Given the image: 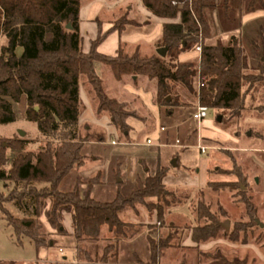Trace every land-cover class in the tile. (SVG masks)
<instances>
[{"label":"rangeland","instance_id":"374dc122","mask_svg":"<svg viewBox=\"0 0 264 264\" xmlns=\"http://www.w3.org/2000/svg\"><path fill=\"white\" fill-rule=\"evenodd\" d=\"M248 1L232 0L225 11L222 0H214V11L206 9L212 27L206 42L215 44L220 39L227 44L231 36L237 37L247 57L245 72L264 77V69L258 68L259 61L264 68V0L251 8ZM3 43L5 38L1 37L0 45ZM191 50L181 58L188 57L197 68L200 52L193 54ZM79 79L85 83L82 76ZM105 82L111 95L124 98L119 89L110 87L108 79ZM136 85L144 90L143 106L137 100L129 105L136 112L130 113L137 118L129 120L133 129L125 135L128 128L124 132L116 128L110 131L102 125L109 116L98 117L95 98L79 81L80 114L89 121L78 122V132L90 140L82 145V163L71 168L58 188L69 190L82 178L79 188L83 195L84 180L100 171V182L92 187L90 196L111 200L141 185L146 175L144 168L154 167L158 159L168 167L164 181L166 193L170 192V205L164 207L162 219L159 221L153 208L156 198L145 197L143 202L136 201L133 207L126 206L119 213V218L129 223L123 233L102 226L96 240L77 241L68 213H63L61 232L47 223L42 212L37 231L45 242L36 247L25 236L18 241L12 228L0 218V264H88L89 260L100 261L102 256L106 257L104 264H149L147 233L155 240L169 239L156 264H223V260L231 264H264V228L255 223V219L264 222V109L260 108L264 103V78L253 87H242L246 91L240 116L207 108L206 116L200 119L192 116L198 103V73L192 80V90L174 84L171 95L176 96L177 105L167 112L152 101L148 80L139 79ZM25 108V96L21 95L13 103L16 121L0 124L5 171L13 157L26 151L35 155L46 141L36 124L26 120ZM98 120L101 125L95 126ZM124 135L128 144L122 142ZM12 139H25L27 144L22 150L7 147ZM200 146L205 150L201 151ZM174 159L176 166L171 164ZM137 167L136 178L127 179L126 175L131 177ZM208 180L221 181L224 186L213 190L207 186ZM8 208L14 217L23 215L12 202ZM210 218L219 223L227 220L228 230L220 226L216 236L193 242V229L209 224Z\"/></svg>","mask_w":264,"mask_h":264},{"label":"trees","instance_id":"16d2710c","mask_svg":"<svg viewBox=\"0 0 264 264\" xmlns=\"http://www.w3.org/2000/svg\"><path fill=\"white\" fill-rule=\"evenodd\" d=\"M231 1L222 0L223 10H228ZM141 2L157 17H179V22L162 25L159 46L167 49L163 57L157 53L146 56L138 52L129 54L122 48H118L115 55H105L97 51L104 38L100 32L91 41L89 51L83 52L79 36L80 0H0V38H5V43L0 45V124L16 121L13 103L24 95L25 118L36 124L46 140L35 155L26 151L13 157L6 171L5 148L0 143V218L12 228L18 241L25 236L36 247L44 244L37 231V219L42 212L47 223L61 232L64 231L61 229L63 213H68L72 235L80 241L96 240L102 226L123 233L129 223L122 221L119 213L126 206L133 207L136 201L143 202L145 197L156 198L153 208L159 221L164 207L170 205V192L166 193L163 183L168 167L158 159L153 174L144 168L146 175L141 185L126 195L117 194L111 200L101 201L90 196L92 187L100 182V171L84 180L86 189L83 195L79 188L82 178L77 179L69 190L58 188L71 168L82 163V145L90 140L78 132L80 76L96 100V110L106 112L110 122L121 132L128 128L125 120L131 113L123 102L105 93L94 70L95 61L107 65L116 78L144 75L155 80L154 100L165 112L177 105L176 96L171 95L174 84L192 90V80L197 73L198 104L220 109L231 117L240 116L244 107L246 90L242 87L246 84L253 87L263 81V76L245 72L247 57L237 37L231 36L227 44L219 40L211 45L205 43L211 34L205 10L215 8L214 0ZM262 2L249 0L248 7ZM125 22L117 23L114 30L119 31ZM67 24L70 28L66 27ZM197 45L201 48L197 68L192 61L178 59L181 53L195 49ZM258 64L259 69H264L261 61ZM260 108L264 109V103ZM26 144L25 139H12L7 147L22 150ZM206 184L213 190L224 186L221 181L214 180H208ZM10 202L23 214L20 218L9 211ZM208 212L206 210L205 214ZM220 226L211 219L209 224L193 229L191 240L197 243L212 238ZM166 239L155 240L150 233L146 234L149 264L157 263L162 250L168 246ZM105 260L106 257L102 256L100 261L89 260L88 264H104ZM223 264L231 263L223 260Z\"/></svg>","mask_w":264,"mask_h":264},{"label":"crops","instance_id":"0c3cea01","mask_svg":"<svg viewBox=\"0 0 264 264\" xmlns=\"http://www.w3.org/2000/svg\"><path fill=\"white\" fill-rule=\"evenodd\" d=\"M211 11L214 10L211 9ZM205 13L209 21V16L206 10ZM124 20L126 22L120 27V30L119 31L116 29L114 30V26L117 23L123 22ZM165 22H179V17L177 16L176 18L173 19L157 17L153 15L151 12H149L143 6L141 0H80V8H79L80 48L83 52H88L91 47V41L94 40L97 34L100 32L101 34H104V38L97 46V51H99L100 53H103L105 55H115L117 49L122 48L126 53L129 54L133 52H138L142 56L151 55L157 53L156 49L160 47L158 46V44L161 39L162 25ZM210 30L212 34L211 24H210ZM217 40H215V42ZM206 41L207 38L205 39L206 44L208 45L214 44V43H207ZM183 53H181L178 56V59L180 61L189 60L188 57L181 58V55ZM192 53L197 54L196 51H192ZM93 66L96 74L102 81L105 93L109 97L114 98L120 102H123L128 111L136 113L129 106L135 104L136 100L143 106L141 102H143L142 96L144 90L141 88L140 85L139 86L136 85V82L139 79L148 80V84L151 85L150 86L151 99L152 101H154L153 97L155 95V89H156L155 80L149 79L148 77L143 75H137V76L123 75L120 78H116L113 72L111 71V69L102 62L95 61L93 63ZM105 79H108L110 87L114 86L116 91L120 90V92L124 94V98L111 95L107 90ZM79 81H80V85L83 86L84 90L88 93L85 84L82 82L81 79H79ZM196 107H197V103H196ZM96 114L98 115V117L100 116L104 117V115L106 116L108 115L106 112H98L97 110H96ZM132 118L136 119L137 118L136 114L134 115L130 114L125 120L128 126V130L126 131L125 135H129L132 132L131 129H133V127L129 123V120ZM82 119H86V118L81 117L80 114L78 122L80 123ZM98 125H101L100 120H98L97 124H95V126ZM102 125H107L110 128V131H113L115 128L113 127L114 125L110 122V118L102 122ZM92 126H94V124H92ZM125 135L122 138L123 140L122 142L124 144H128L129 143L127 140L128 137H125ZM127 167L129 166L127 165ZM149 167L150 166H148V173L153 174L156 169V162L154 164V167L152 168ZM138 170H139L138 167L135 168L132 176L129 177V175H126V178L127 179L136 178ZM163 183L166 184L164 179H163ZM69 219H70V215H69Z\"/></svg>","mask_w":264,"mask_h":264},{"label":"water","instance_id":"95a60500","mask_svg":"<svg viewBox=\"0 0 264 264\" xmlns=\"http://www.w3.org/2000/svg\"><path fill=\"white\" fill-rule=\"evenodd\" d=\"M66 27L70 28V25L67 24ZM166 51H167L166 47H159L156 52L159 56L163 57V56H165ZM217 121H220V116L217 117ZM17 132L20 136L24 135V132L21 129H18ZM171 164H172V166H176V164H177L176 159L172 160ZM256 222H257L259 227L264 228V222H261L259 220H256ZM220 225L223 226L226 230H228V221L227 220L224 222H221Z\"/></svg>","mask_w":264,"mask_h":264},{"label":"built area","instance_id":"2783aa9c","mask_svg":"<svg viewBox=\"0 0 264 264\" xmlns=\"http://www.w3.org/2000/svg\"><path fill=\"white\" fill-rule=\"evenodd\" d=\"M195 49H196V51L200 52V49H201V48H200L199 45H197V46L195 47ZM206 111H207V108H206L205 106H201V105H199V104L197 103L196 111L193 113L192 116H193L194 119H200V118L206 116ZM199 149H200L201 151H204V150H205L204 147H202V146H200Z\"/></svg>","mask_w":264,"mask_h":264}]
</instances>
